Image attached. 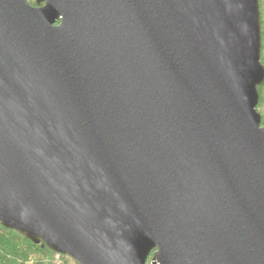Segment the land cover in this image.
Here are the masks:
<instances>
[{
  "label": "water",
  "instance_id": "obj_1",
  "mask_svg": "<svg viewBox=\"0 0 264 264\" xmlns=\"http://www.w3.org/2000/svg\"><path fill=\"white\" fill-rule=\"evenodd\" d=\"M0 0V224L78 264H264L259 0Z\"/></svg>",
  "mask_w": 264,
  "mask_h": 264
},
{
  "label": "trees",
  "instance_id": "obj_2",
  "mask_svg": "<svg viewBox=\"0 0 264 264\" xmlns=\"http://www.w3.org/2000/svg\"><path fill=\"white\" fill-rule=\"evenodd\" d=\"M34 4V0H29ZM261 22V62L264 65V0H259ZM257 110L264 126V82L258 87ZM149 254L146 264H151ZM0 264H78L72 258L54 252L42 243L35 244L15 230L0 224Z\"/></svg>",
  "mask_w": 264,
  "mask_h": 264
}]
</instances>
